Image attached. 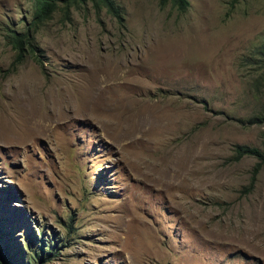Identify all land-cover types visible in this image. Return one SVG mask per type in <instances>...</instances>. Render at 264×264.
Wrapping results in <instances>:
<instances>
[{"label":"rangeland","instance_id":"1","mask_svg":"<svg viewBox=\"0 0 264 264\" xmlns=\"http://www.w3.org/2000/svg\"><path fill=\"white\" fill-rule=\"evenodd\" d=\"M0 0V245L18 264H264V0ZM27 27L12 65L7 34ZM15 66V67H12ZM50 241V242H49ZM44 252V251H43ZM44 254V253H43ZM29 264H39L34 258Z\"/></svg>","mask_w":264,"mask_h":264},{"label":"trees","instance_id":"2","mask_svg":"<svg viewBox=\"0 0 264 264\" xmlns=\"http://www.w3.org/2000/svg\"><path fill=\"white\" fill-rule=\"evenodd\" d=\"M86 1L87 0H33L32 21L41 24L51 16L52 12L55 9L58 8L62 10L65 16H68L70 6H75L79 3H85ZM88 1L91 2V5L93 6L95 11H99L101 7H104L105 10L113 17H115L118 22H122V9L115 2V0ZM156 3L160 8L169 4L171 7L175 8L177 12L185 11L189 5L188 0H156ZM32 39L33 35L31 34V31H29L28 27L26 30H23L21 32L7 34V40L15 50L12 65H14V63H16L21 58L24 51L27 52L36 62L41 65V61L38 57V55L41 54L37 52L39 48ZM260 53L264 55V45L263 49L260 50ZM261 77L264 80V77L262 75ZM245 120L248 123L264 122V113L248 116ZM242 156H253L255 158V161L253 162L249 170L248 180L241 187V190L246 193L252 189L256 180V175L260 170L262 164L264 163V146L258 147L256 145L234 142L232 144V154L230 155V159L236 161ZM52 248L53 246L47 244L45 250H43L41 246L37 251L36 249L31 250L29 252V255L25 257V264H29V261H32L34 258H36V261H38L39 264L42 260H48L50 258V250ZM0 264H18L17 261L13 258V255L9 253L7 246L5 244H2V242L0 245Z\"/></svg>","mask_w":264,"mask_h":264}]
</instances>
